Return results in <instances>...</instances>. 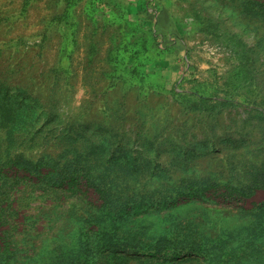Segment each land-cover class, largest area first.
Here are the masks:
<instances>
[{"label":"rangeland","instance_id":"374dc122","mask_svg":"<svg viewBox=\"0 0 264 264\" xmlns=\"http://www.w3.org/2000/svg\"><path fill=\"white\" fill-rule=\"evenodd\" d=\"M175 5L165 74L109 0H0V264H264V0Z\"/></svg>","mask_w":264,"mask_h":264},{"label":"crops","instance_id":"0c3cea01","mask_svg":"<svg viewBox=\"0 0 264 264\" xmlns=\"http://www.w3.org/2000/svg\"><path fill=\"white\" fill-rule=\"evenodd\" d=\"M176 0H109V6L103 9H108L103 18V31L108 26L114 27L118 30L120 15L123 16L129 24L134 25L137 31L133 33L135 37L141 41V45L146 53L142 57H153L155 50L161 48L165 50L161 64L154 68L161 70L166 74L168 64L172 62L171 53H166V48H175L179 44L185 46V41L193 32V22L188 18L180 16L179 8L175 5ZM37 5V4H36ZM28 11H25V14ZM23 14V12H22ZM55 15H57V8H55ZM109 15H118L111 18ZM111 23H107V22ZM105 26V27H104ZM131 31L132 41L134 39ZM170 56V57H169ZM138 57V56H136ZM153 60V58H152Z\"/></svg>","mask_w":264,"mask_h":264},{"label":"trees","instance_id":"16d2710c","mask_svg":"<svg viewBox=\"0 0 264 264\" xmlns=\"http://www.w3.org/2000/svg\"><path fill=\"white\" fill-rule=\"evenodd\" d=\"M32 174H36V173H32ZM83 174H81V176H82ZM79 175L78 174H76V173H69V178H70V180L68 181V185H72V188L74 189L75 188V183L78 181V177Z\"/></svg>","mask_w":264,"mask_h":264}]
</instances>
